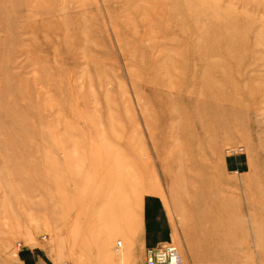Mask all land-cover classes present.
<instances>
[{"label":"rangeland","instance_id":"obj_1","mask_svg":"<svg viewBox=\"0 0 264 264\" xmlns=\"http://www.w3.org/2000/svg\"><path fill=\"white\" fill-rule=\"evenodd\" d=\"M148 198L264 264V0H0V264H142Z\"/></svg>","mask_w":264,"mask_h":264},{"label":"crops","instance_id":"obj_2","mask_svg":"<svg viewBox=\"0 0 264 264\" xmlns=\"http://www.w3.org/2000/svg\"><path fill=\"white\" fill-rule=\"evenodd\" d=\"M165 217V211L154 198H148L144 201L145 227L142 242L144 248L167 239L168 229L164 222Z\"/></svg>","mask_w":264,"mask_h":264},{"label":"built area","instance_id":"obj_3","mask_svg":"<svg viewBox=\"0 0 264 264\" xmlns=\"http://www.w3.org/2000/svg\"><path fill=\"white\" fill-rule=\"evenodd\" d=\"M232 149L228 148L227 151H233ZM142 264H182V257L173 244L160 242L143 249Z\"/></svg>","mask_w":264,"mask_h":264},{"label":"bare ground","instance_id":"obj_4","mask_svg":"<svg viewBox=\"0 0 264 264\" xmlns=\"http://www.w3.org/2000/svg\"><path fill=\"white\" fill-rule=\"evenodd\" d=\"M230 41H231V40H227V41H226V45H227L228 43H230ZM226 45L224 46V48L226 47V48H228V49H231V48H232V50L234 49L233 47H231L230 44H228L227 46H226ZM226 48H225V49H226ZM244 50H245V46H244V45H241L240 47H237V49H235V50L232 51V52H233V53H232V57L228 60V62H229L230 60H232V59L235 60V58H237V55H241V54L243 53ZM206 52L208 53V55H209L210 57H213V56H217V57H218V56L221 55V54H220V50L215 49V48L212 49L211 51H209L208 49L205 48V49H203V52H202L201 54L205 56V55H207ZM218 62H219V61H218ZM219 63H220V62H219ZM227 65H229V64H227V63L224 64V67L227 66ZM232 65H233V63H232ZM232 65H231V66H232ZM231 66H227V67H231ZM234 66L237 67V65H235V64H234ZM190 166H191V167L193 166V167L201 168L200 166H196V165H194L192 162H191Z\"/></svg>","mask_w":264,"mask_h":264}]
</instances>
